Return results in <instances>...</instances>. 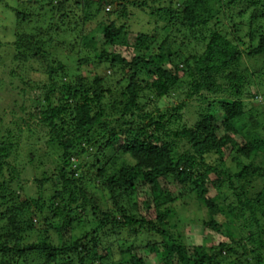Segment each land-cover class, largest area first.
I'll return each mask as SVG.
<instances>
[{"label": "trees", "instance_id": "trees-1", "mask_svg": "<svg viewBox=\"0 0 264 264\" xmlns=\"http://www.w3.org/2000/svg\"><path fill=\"white\" fill-rule=\"evenodd\" d=\"M31 1L44 0L8 6L14 16L8 32L0 33V47L15 64L3 71L20 77L26 89L42 91L32 112L22 104V124L29 133L44 128L59 156L53 171L33 177L37 195H22L23 165L14 154L22 130L0 136V264H147L133 244L120 248L118 258L113 245L100 246L102 235L119 230L159 235L145 245L159 264H264V135H258L264 108L247 106L243 93L257 97L249 91L257 75L240 62L246 54L264 63L259 0H227L224 10L222 0H164L156 7L148 0H46L47 21L43 5L27 8ZM147 8L158 14L160 26L131 32L123 20L131 9ZM103 14L109 19L79 30V21L88 26ZM76 25L80 37L70 51L80 55L76 71L91 65L90 74L68 75L63 60L53 57L63 48L59 37ZM181 27L187 44L194 42L180 54L170 32ZM7 34L9 41L2 39ZM26 64L30 74L44 76L42 85L21 76ZM99 65L116 78L98 74ZM180 82L186 85L181 101L160 107ZM193 99L202 105L190 123L183 117ZM247 111L249 120L238 127ZM213 156L216 162L209 163ZM89 185L107 192L106 206ZM140 190L144 195L134 201ZM190 196L206 208L204 227L222 241L188 245L171 231L179 225L171 223L178 203ZM85 209L91 226L76 237L72 224Z\"/></svg>", "mask_w": 264, "mask_h": 264}, {"label": "rangeland", "instance_id": "rangeland-1", "mask_svg": "<svg viewBox=\"0 0 264 264\" xmlns=\"http://www.w3.org/2000/svg\"><path fill=\"white\" fill-rule=\"evenodd\" d=\"M14 1V2H13ZM0 0V33L2 36L8 32V26L10 25V16H14L12 14V7L8 8L10 5H17L16 0ZM27 1V0H26ZM46 0L43 2H36L31 1L27 2L26 6L27 8L30 7V9H37L39 4L43 5L45 10H41L42 14L46 16L45 21L48 19V15H50V11L48 10L49 6L45 5ZM149 4L151 6H160L164 0H148ZM180 4L184 2V0H181ZM226 2L227 0H222V3L218 5L219 8H223L222 10L226 9ZM259 5L264 6V0H259ZM18 6V5H17ZM71 7L73 4L70 5ZM69 6V7H70ZM16 7V6H15ZM252 7H249L246 10L245 16H248ZM27 10V11H31ZM152 9L147 8L146 10H140V9H131L133 12L132 15H129L127 18H125L123 21L128 22L131 32L136 33L139 31H148L151 32L156 26H160L158 24H161V19H159L157 13H153L152 15L150 13ZM76 11V10H74ZM235 11V10H233ZM108 12V11H107ZM221 14H223V11H219ZM218 12V13H219ZM78 14H81L80 10L78 9ZM157 14V16H156ZM243 18H246V17ZM115 17L114 15H111L110 18ZM162 16H160L161 18ZM71 19V17H70ZM109 19V15H100L96 20L91 21V23L87 26L86 24H83L80 22V29L83 32L86 30L94 29V27L97 25V23L100 20L106 21ZM222 19H224L222 17ZM264 21V18L262 19ZM164 21H162L163 23ZM243 24V23H242ZM41 25V23H39ZM70 26V24H68ZM77 27V25H76ZM15 29V28H14ZM78 30L75 28L74 31L66 33L64 36H60L59 40H63V48L54 50V56L57 58H60L63 60L64 64L67 68L68 75L74 74V73H84V74H90L91 71L90 68H93L91 65H85L83 64L81 67V71H76L77 61L76 58L80 55H77V52L74 47L73 50L70 51V47L72 44H74L75 39L76 41H79L78 35H76V32ZM244 30V28H243ZM6 32V33H5ZM187 32L184 30L183 27H181L180 31L172 30L170 32V35L172 38L176 40L175 48L176 52L178 53H185L184 50H191L193 47V42H190V44H187L189 36L187 35ZM11 35H6L3 40L9 41ZM76 36V37H75ZM8 38V39H6ZM248 38V37H247ZM70 43V44H69ZM182 43L184 45H182ZM155 50L156 47L153 45L151 46ZM1 48V47H0ZM187 48V49H185ZM197 49V48H196ZM195 49V50H196ZM2 48L0 49V136L3 134H6L8 130H12L14 133H18V130L21 128L22 132L19 135V144L16 148L15 157L16 160L20 161L19 168H21L20 173V183H18L20 194L25 196H33L37 195L35 185L33 183V177L41 178V173L43 170L53 171L54 167L56 166V162L58 160L59 152H56V149L53 150L51 146L46 142L47 140V133L46 130L42 127H36L32 133H29L26 131V128L23 126L22 118L24 117V113L21 109L22 104L27 105V108L30 112L34 110V108L40 106V95L42 94L41 90L39 88H31L29 86H26L23 84L19 78L11 77L6 75V73L3 71V68L5 67V71L8 72L9 69L14 67V64L12 60H9L8 56L5 55L4 52H2ZM151 50L148 52L150 53ZM152 51V53H153ZM156 51V50H155ZM183 51V52H182ZM2 53V54H1ZM240 62L244 64L243 66H247L255 75L254 79L252 78V81L249 83V91L251 94H256V98L249 97L248 93L244 92L243 97L248 107L250 106H256V103H261L259 109L261 110L264 108V76L260 77V74L262 73V70H264V63L262 62V59L260 57H248L246 54H242ZM5 64H10L9 66H5ZM28 65L26 64L24 67V70L22 69L21 76L25 77V79H28L31 77L32 85L40 84L44 82L45 78L44 76L41 77L38 75L39 72L30 74L28 70ZM261 68V70H260ZM89 70V71H88ZM98 74H105L106 78H111L110 80H113L114 77L111 72L103 66L97 67ZM36 74V75H35ZM180 76H183L182 71H180ZM33 77V78H32ZM39 79L43 80L41 82H37ZM35 80V81H34ZM114 82V81H113ZM179 89L176 90L175 93H172L168 96H165L164 98H161L159 101V106H169V105H175L182 99V92L186 89V85L180 82ZM22 89H25L26 95L22 92ZM25 96V97H24ZM201 107V103L193 99L188 103V108H190V112L184 114L183 120L187 118L188 122L192 123L195 120L196 111L198 110V107ZM246 116L241 119L236 125L239 127L241 124L245 123L247 120H249L248 111L245 114ZM26 116V115H25ZM27 117V116H26ZM258 135L263 136L264 130L258 129ZM46 152V153H45ZM29 158L32 160V164L28 163L27 161ZM229 160V158H228ZM207 161L209 163L216 162L214 160V156L211 158H207ZM44 163V164H43ZM43 164V165H42ZM229 164L232 167L233 171H236L237 167L234 163L229 162ZM85 170V168H82V171ZM79 169L77 170L78 174ZM210 178H214L213 174L210 175ZM92 191L95 192L97 196L98 203H101L103 206H106L107 200H108V194L106 191H102L99 187L94 185H89ZM216 191L211 188L209 195H214ZM194 194V193H193ZM144 195V193L140 190L138 192V197L134 198L135 200L139 199V196L141 197ZM133 202V201H132ZM178 210V216L176 217V220H171V223H177L178 228L175 229V227L171 230L174 233H181V239L187 243L188 245L191 244H202L206 240H214L215 242H219L223 240V236L219 234L216 231L209 230L207 227H204L202 224V220H207V214H206V208L200 204L199 201L195 199V197H189L184 198L181 202L177 205ZM87 210L85 209L84 212H82V217L80 218V221H75L72 224V228L70 233L76 237L81 236L83 232L88 229L91 225L89 223L88 216L85 219L84 215H87ZM149 217V219L153 218L154 215H146ZM264 220V218H263ZM87 227V228H86ZM180 230V232H179ZM119 235H112L109 234L108 237H103L102 235V242L100 243V246H106L107 244H111L114 246L113 251L116 255L115 258L119 257V249H123L128 245H135L138 246V250L136 251V254L138 256H142L147 264H159L156 261V257L152 251L149 250V248L145 247L146 244H152L153 242H157L160 240V236L156 235V233H150V232H139L138 234H133L128 232L127 230H119Z\"/></svg>", "mask_w": 264, "mask_h": 264}]
</instances>
